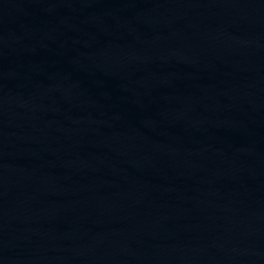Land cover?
<instances>
[{
	"label": "water",
	"instance_id": "95a60500",
	"mask_svg": "<svg viewBox=\"0 0 264 264\" xmlns=\"http://www.w3.org/2000/svg\"><path fill=\"white\" fill-rule=\"evenodd\" d=\"M0 264H264V0H0Z\"/></svg>",
	"mask_w": 264,
	"mask_h": 264
}]
</instances>
